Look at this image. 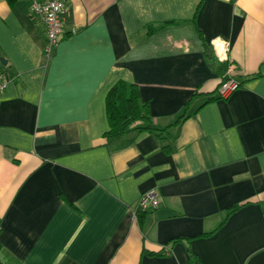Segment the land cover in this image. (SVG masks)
Masks as SVG:
<instances>
[{
    "label": "crops",
    "instance_id": "crops-1",
    "mask_svg": "<svg viewBox=\"0 0 264 264\" xmlns=\"http://www.w3.org/2000/svg\"><path fill=\"white\" fill-rule=\"evenodd\" d=\"M65 2L48 57L31 0H0L4 264H264V0ZM120 80L160 137L106 140Z\"/></svg>",
    "mask_w": 264,
    "mask_h": 264
},
{
    "label": "trees",
    "instance_id": "trees-1",
    "mask_svg": "<svg viewBox=\"0 0 264 264\" xmlns=\"http://www.w3.org/2000/svg\"><path fill=\"white\" fill-rule=\"evenodd\" d=\"M106 110L109 129L105 133V138L108 142L114 141L133 130L147 131L158 137L164 131L154 124L149 102L141 99V92L136 84L123 80L118 81L107 94ZM237 208L239 207H233L229 213L234 212ZM145 212L146 209L139 208L137 216ZM1 249L0 243V252ZM164 249L168 250V247ZM0 264H4L1 257Z\"/></svg>",
    "mask_w": 264,
    "mask_h": 264
},
{
    "label": "built area",
    "instance_id": "built-area-1",
    "mask_svg": "<svg viewBox=\"0 0 264 264\" xmlns=\"http://www.w3.org/2000/svg\"><path fill=\"white\" fill-rule=\"evenodd\" d=\"M31 11L34 16L38 17L44 24L45 32L48 38V45L45 50L46 55L50 57L54 49L60 42V37L64 33L65 17L67 13V5L65 0H31ZM228 47V45H227ZM7 87V81L3 74L0 73V93ZM240 84L230 79L219 88L221 97H227L232 92L239 89ZM160 202L159 193L156 190L148 192L140 202L139 208L156 209Z\"/></svg>",
    "mask_w": 264,
    "mask_h": 264
},
{
    "label": "water",
    "instance_id": "water-1",
    "mask_svg": "<svg viewBox=\"0 0 264 264\" xmlns=\"http://www.w3.org/2000/svg\"><path fill=\"white\" fill-rule=\"evenodd\" d=\"M1 63L5 64L6 63V60L4 58H1L0 59Z\"/></svg>",
    "mask_w": 264,
    "mask_h": 264
}]
</instances>
